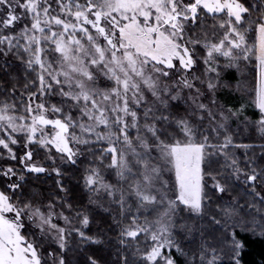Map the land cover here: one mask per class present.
Returning <instances> with one entry per match:
<instances>
[{"label": "snow or ice", "instance_id": "obj_1", "mask_svg": "<svg viewBox=\"0 0 264 264\" xmlns=\"http://www.w3.org/2000/svg\"><path fill=\"white\" fill-rule=\"evenodd\" d=\"M0 76V264H241L237 227L264 236V0H0Z\"/></svg>", "mask_w": 264, "mask_h": 264}, {"label": "trees", "instance_id": "obj_2", "mask_svg": "<svg viewBox=\"0 0 264 264\" xmlns=\"http://www.w3.org/2000/svg\"><path fill=\"white\" fill-rule=\"evenodd\" d=\"M11 73L14 75L16 80L19 81L21 85L25 83V73L22 67H19L17 65H14L12 69H10ZM233 75V74H231ZM4 79H7L6 77L0 76V82H2ZM231 79V78H230ZM15 82V81H13ZM256 113H251L248 116L252 118L255 117ZM81 165L86 164V162L81 161ZM66 172H70L71 179L65 178L66 183L72 188V193L74 196H85L86 194L81 191V181H80V175L82 168L78 165L76 167L72 168H66ZM31 183L41 184L44 187H47L48 184L52 183L51 177H44L43 175H40L39 178H30ZM101 212V215L97 217V219L100 221V227L103 228L105 225L103 223L104 220L108 219V213H104L103 211L99 210ZM91 232H96L97 225L92 224L89 229ZM237 233L239 234V237L241 240L244 241V247L241 249L240 256H241V264H264V236H261L259 232H247L246 230H241L239 227L236 229ZM110 235H115V233H111ZM109 247L107 245V241L105 243L100 245L93 246L94 251H97V253L101 256L102 259H111L110 256H108L105 249ZM71 257L82 260L83 257H75L74 254H70ZM222 264H232V261L229 258H225L222 261Z\"/></svg>", "mask_w": 264, "mask_h": 264}, {"label": "rangeland", "instance_id": "obj_3", "mask_svg": "<svg viewBox=\"0 0 264 264\" xmlns=\"http://www.w3.org/2000/svg\"><path fill=\"white\" fill-rule=\"evenodd\" d=\"M231 74H233V75H231ZM231 78V79H230ZM241 78H242V74L237 70V69H235V68H231V69H228L225 73H224V79H226V80H231L232 81V83L235 85V83L237 82V81H239V80H241ZM218 95H220L221 97H225V96H227L228 95V93L226 92V91H224V90H221L220 92H218ZM239 92H236L235 90H234V92H233V94L232 95H230L229 96V98L231 99V100H233V101H235V100H237L238 98H239ZM257 113L258 112V110H256V109H253V108H249L248 109V112L246 113L247 115H251V113ZM40 155H42V153L40 154ZM37 158H39V156L37 157ZM81 161H83V162H86V161H84V160H81ZM101 211H103L102 209H101ZM104 212V211H103ZM104 213H106V212H104ZM248 228H251V225L249 224L248 226H247ZM247 231V230H246ZM247 232H249V231H247ZM252 232V231H251ZM258 232V231H257ZM257 232H254V233H257Z\"/></svg>", "mask_w": 264, "mask_h": 264}]
</instances>
